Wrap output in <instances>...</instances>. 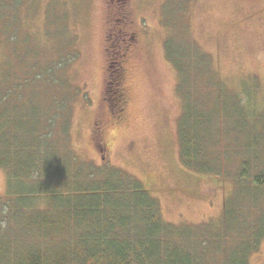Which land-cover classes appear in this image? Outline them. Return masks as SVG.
Listing matches in <instances>:
<instances>
[{
	"label": "rangeland",
	"instance_id": "rangeland-1",
	"mask_svg": "<svg viewBox=\"0 0 264 264\" xmlns=\"http://www.w3.org/2000/svg\"><path fill=\"white\" fill-rule=\"evenodd\" d=\"M4 1L15 10L13 24L0 28V90L8 88L13 99L0 105V125L8 121L13 145L42 160L46 143L66 146L73 162L124 169L176 225L236 235L235 223L264 212V202L238 195L235 208L245 207L225 230L234 178L186 169L178 132L185 114L201 144L219 152V164L233 171L229 163L250 159L254 174L264 172V0ZM37 71L41 81H33ZM49 126L56 128L52 142ZM6 174L0 168L4 201ZM36 197L34 208L48 209L47 197ZM9 202L17 251L34 218L32 210L21 212V199ZM20 212L26 216L15 219ZM215 256L221 264L222 254ZM250 264H264V241Z\"/></svg>",
	"mask_w": 264,
	"mask_h": 264
},
{
	"label": "trees",
	"instance_id": "trees-1",
	"mask_svg": "<svg viewBox=\"0 0 264 264\" xmlns=\"http://www.w3.org/2000/svg\"><path fill=\"white\" fill-rule=\"evenodd\" d=\"M14 10L8 1H0V28L13 24ZM167 57L182 76L185 69L174 63L168 45ZM39 79L42 71L33 75V81ZM23 95L20 92L16 97ZM10 99L13 96L8 88L0 90L1 107ZM184 115L178 131L183 166L203 176L234 178L236 190L231 188L223 214L227 230L237 210L245 207L240 203L235 208L233 201L238 195L264 202V172L254 174L250 159L229 163L235 167L233 171L226 169L227 164L218 163L219 152L201 144L200 132ZM7 123L5 119L0 125V168L7 173L10 196L5 201L0 198V239L5 242L0 243V264H216L218 253L223 257L221 264H250L251 256L261 248L264 212L254 218L245 215L250 219L235 223L236 235L211 233L206 226L201 231L194 225H176L164 218L160 201L132 173L111 165L73 162L66 146L57 148L49 143L42 149L47 155L42 160L13 145L5 130ZM55 129L49 126L46 130V142L56 138L52 135ZM257 161L256 170L263 167ZM41 195L47 197L48 209L44 211L33 206L36 196ZM13 196L22 200L21 212L32 210L34 218L26 230L31 235L17 243V251L14 240L9 239L7 218ZM21 212L15 213V219L26 216ZM31 236L35 237L32 241Z\"/></svg>",
	"mask_w": 264,
	"mask_h": 264
},
{
	"label": "flooded vegetation",
	"instance_id": "flooded-vegetation-1",
	"mask_svg": "<svg viewBox=\"0 0 264 264\" xmlns=\"http://www.w3.org/2000/svg\"><path fill=\"white\" fill-rule=\"evenodd\" d=\"M120 71L122 72V67L119 66L118 69L116 70V74H117V75H115L116 77H118V75H119V77L121 76V72ZM115 85H117V84L114 83V86ZM119 86H120V84H119ZM121 93H122L121 89L120 88L118 89V87H117L116 90H115V95H116L115 102L116 103L119 102V97L121 96Z\"/></svg>",
	"mask_w": 264,
	"mask_h": 264
}]
</instances>
